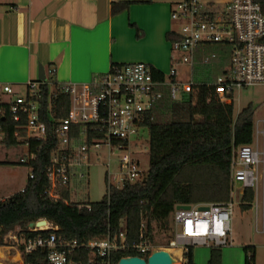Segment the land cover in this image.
<instances>
[{
    "label": "built area",
    "instance_id": "built-area-1",
    "mask_svg": "<svg viewBox=\"0 0 264 264\" xmlns=\"http://www.w3.org/2000/svg\"><path fill=\"white\" fill-rule=\"evenodd\" d=\"M170 18L177 24L171 50L187 67L186 78L173 69L162 74L144 63H126L113 64L107 72L94 75L85 83L55 82V70L49 69L50 80L44 71V80L27 81L23 94L10 84H0V118H8L13 125L12 139L26 148L27 153L19 159V164L29 167L27 180L34 177L32 164L38 159L39 149L45 144L51 147L45 165L48 181L45 195L49 199L90 210L89 202L75 201L73 196L84 185L91 156L99 158L103 149L107 152V167L109 158L120 154L117 173L113 176L107 173L106 197L112 188L120 190L124 184L141 181L146 173L140 170L131 148L139 143L140 133L147 129L148 123L155 121L157 113L184 100L195 86L212 87L213 99L228 105L233 104L234 91L264 86V13L256 0H228L222 7L203 0H181L173 6ZM211 46L218 47V51L207 53L206 49ZM225 58L227 68L214 81H194L196 66L223 64ZM44 90L46 106L43 108ZM61 97L66 99V116L57 118L62 109L57 105ZM261 123L262 129L257 134L264 140V121ZM3 139L0 125V142ZM259 183L262 194L260 233H264V147L259 150L253 138L252 144L231 150L227 202L174 208V239L169 246L180 249L181 258L177 261L184 264L183 255L188 248L231 247L232 196L238 192L242 197L244 189L254 193ZM63 189L69 192L67 199L60 195ZM47 230L57 228L47 222V227H27L26 231ZM125 235L121 220L118 233L113 237L78 241L50 233L47 237L38 234L26 238L24 232L17 229L4 241L8 240L15 249L22 246V256L38 249L46 250L44 264H115L112 255L128 250L146 258L150 255L151 246L143 241L142 234L140 242L131 246L125 243ZM244 250L245 264H255L254 249ZM82 252L85 257L80 255Z\"/></svg>",
    "mask_w": 264,
    "mask_h": 264
},
{
    "label": "trees",
    "instance_id": "trees-1",
    "mask_svg": "<svg viewBox=\"0 0 264 264\" xmlns=\"http://www.w3.org/2000/svg\"><path fill=\"white\" fill-rule=\"evenodd\" d=\"M264 13V0H256ZM117 10L112 6V11ZM218 64V63H217ZM156 76V75H155ZM213 88L198 85L182 101L170 104L166 121L156 119L147 124L149 168L144 178L134 184H124L122 189L109 190V197L99 203H89L90 210L67 206L45 195L48 181L45 165L51 151L44 145L38 151V159L32 164L34 177L28 179L24 190L0 201V247L6 246L4 238L17 229L26 238L50 233L67 240H91L117 235L119 222L125 228V243L143 241L154 244V231L166 230L168 220L176 206L195 204H220L229 199V162L233 147L253 142L252 109L247 106L236 118L232 104H220L213 99ZM42 107L46 106V90L43 91ZM66 99L59 98L61 110L57 118L66 116ZM4 132L1 141L6 146L17 145L12 139L13 125L8 118H0ZM62 198L69 192L60 190ZM254 193L244 189L240 207L248 210ZM45 220L56 231L28 233L30 223ZM141 225L142 228H141ZM167 243L169 241H166ZM20 251L23 247L20 246ZM20 253V252H19ZM21 259H22V254ZM81 256L85 257L82 252ZM146 256L133 250L112 255L116 264L124 257ZM46 250L38 249L23 256V264H44ZM184 264H194L192 248L183 255ZM206 264H221L220 249H211Z\"/></svg>",
    "mask_w": 264,
    "mask_h": 264
},
{
    "label": "crops",
    "instance_id": "crops-1",
    "mask_svg": "<svg viewBox=\"0 0 264 264\" xmlns=\"http://www.w3.org/2000/svg\"><path fill=\"white\" fill-rule=\"evenodd\" d=\"M180 1L0 0V84L18 91L38 65L54 69L59 83L88 82L113 64L144 63L164 74L170 13Z\"/></svg>",
    "mask_w": 264,
    "mask_h": 264
},
{
    "label": "rangeland",
    "instance_id": "rangeland-1",
    "mask_svg": "<svg viewBox=\"0 0 264 264\" xmlns=\"http://www.w3.org/2000/svg\"><path fill=\"white\" fill-rule=\"evenodd\" d=\"M171 23V28L176 30L177 24L173 21ZM217 51L218 47L216 46H211L206 49L207 53H216ZM164 54L167 55V59L164 61L165 65L162 67L164 74H167L170 69H173L179 76L186 78L188 76V70L182 64L178 54L174 53L169 45L166 46V52ZM225 60L226 62H223V64H217L216 62L210 66H196L194 68V81L198 83L214 81L221 74L222 70L227 68L228 59L225 58ZM45 73L47 79L50 80V76L46 70ZM36 76L34 74L32 81L37 79ZM17 92L23 94L24 86L19 87ZM233 100L234 118L245 107L249 106L252 109L253 138L255 142H258V148L261 150L264 147V140L257 133L262 129L261 121H264V86H254L234 91ZM167 114V111H161L156 114V119H160L164 123ZM140 137L139 143L131 148V152L138 161L140 170L146 173L149 168L148 129H144L140 133ZM26 153V148L22 146L15 145L8 147L0 142V201H4L18 193L25 186L29 174V167L19 164V159L26 155ZM119 157V153L111 156L109 158V167H107L108 157L104 149L101 151L99 158L92 155L90 159L91 165L87 170L84 185L74 193L73 199L82 203L101 202L106 195L107 173L109 172L112 176L117 173V160ZM232 198L234 208L231 217V247L220 249L221 264H245L246 251L244 248H253L255 264H264V233H260L262 225V194L260 183L257 185L256 190H254L253 202L251 203L250 209L245 211L241 209V195L238 192H235ZM173 239L174 233L171 214L167 229L154 231L155 243L150 245L152 251L163 250L168 252L175 260H180L181 256H174V252L176 251L169 246V242ZM166 241L169 242L167 243ZM1 249L0 264L12 263V258L15 253H21L19 249L12 248V244L8 240L6 241V246L1 247ZM210 250V248L206 247L192 248L193 263L206 264ZM20 261L17 264H21Z\"/></svg>",
    "mask_w": 264,
    "mask_h": 264
},
{
    "label": "water",
    "instance_id": "water-1",
    "mask_svg": "<svg viewBox=\"0 0 264 264\" xmlns=\"http://www.w3.org/2000/svg\"><path fill=\"white\" fill-rule=\"evenodd\" d=\"M44 71L41 65H38L37 71V79L44 80ZM177 208L188 209V205H179ZM47 225V221L40 220L35 223H30L28 225L29 229L34 228H42ZM117 264H180L177 260H175L168 252L163 250H153L150 255L144 259L141 257L133 256V257H124L121 258Z\"/></svg>",
    "mask_w": 264,
    "mask_h": 264
},
{
    "label": "bare ground",
    "instance_id": "bare-ground-1",
    "mask_svg": "<svg viewBox=\"0 0 264 264\" xmlns=\"http://www.w3.org/2000/svg\"><path fill=\"white\" fill-rule=\"evenodd\" d=\"M45 227H47V225L45 226ZM176 252H174V256H179L180 255V249L179 248H177V249H175V248H173ZM2 250V249H1ZM18 252V251H17ZM0 257H1V253H0ZM20 257H21V255L20 254H18V253H15V255H14V257L12 258L13 260H12V263L13 264H17V262L18 261H20Z\"/></svg>",
    "mask_w": 264,
    "mask_h": 264
}]
</instances>
